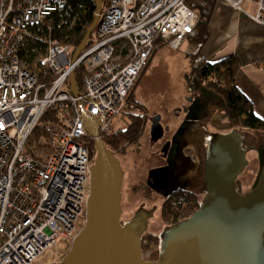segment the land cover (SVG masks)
Wrapping results in <instances>:
<instances>
[{
	"label": "built area",
	"instance_id": "obj_1",
	"mask_svg": "<svg viewBox=\"0 0 264 264\" xmlns=\"http://www.w3.org/2000/svg\"><path fill=\"white\" fill-rule=\"evenodd\" d=\"M64 1L0 0V264H33L59 240L73 241L96 155L81 113L104 117L99 137H109L155 38L179 50L199 21L187 0H105L73 61L75 49L42 29ZM225 1L264 28V0ZM46 112L53 117L43 120ZM151 255L142 251L145 261Z\"/></svg>",
	"mask_w": 264,
	"mask_h": 264
},
{
	"label": "water",
	"instance_id": "obj_2",
	"mask_svg": "<svg viewBox=\"0 0 264 264\" xmlns=\"http://www.w3.org/2000/svg\"><path fill=\"white\" fill-rule=\"evenodd\" d=\"M94 5L92 23L74 50L73 61L98 22L102 0H94ZM188 70L180 53L163 47L139 82L137 100L149 116L143 137L125 152L134 159L135 168L122 169L99 137L98 128L105 118L81 113L96 155L89 166L85 223L57 264H264V147H249L247 138L228 121L223 99L196 79L189 85L193 94H187L181 76ZM70 84L76 95L74 74ZM193 114L196 121L190 119ZM153 122L154 138L163 129L162 138L155 143L151 140ZM196 125H208L205 142ZM175 138L178 151L172 146L162 156L165 142L174 143ZM183 145L192 147L197 163L181 154ZM247 152H251L249 165ZM238 177L244 189L254 180L242 195L237 189ZM200 185L205 202L190 217L165 229L161 217L165 196L177 187L198 192ZM140 205L151 212L138 211ZM146 232L162 240L157 262L142 259Z\"/></svg>",
	"mask_w": 264,
	"mask_h": 264
},
{
	"label": "trees",
	"instance_id": "obj_3",
	"mask_svg": "<svg viewBox=\"0 0 264 264\" xmlns=\"http://www.w3.org/2000/svg\"><path fill=\"white\" fill-rule=\"evenodd\" d=\"M187 5L195 10L199 16L197 25L185 40L187 42L186 57L189 60V70L184 73V80L187 86L190 85L192 80L196 79L206 89L219 94L223 98L226 117L233 128L263 137L264 120L255 114L253 103L235 84V76L239 69L237 56L231 54L211 61L205 59L201 54L202 48L209 38L208 25L215 6V0H187ZM94 12V0H67L61 2L57 11L52 14L49 29L48 27L42 29L44 32L50 31L53 38H58L63 43L76 49L82 41L87 28L92 23ZM73 20L74 23L72 25ZM165 46L164 40L157 36L150 57L126 98L121 113L128 119L126 127L112 131L109 137L103 138L106 147L110 151L124 152L143 136L148 120L147 108L143 103L136 100L135 89L155 54ZM74 79L80 91L83 84L82 67L75 70ZM53 115L52 112H46L43 120L53 117ZM39 135V131L36 130L31 138ZM91 147L95 148L93 142ZM173 209L167 207L166 204L163 206L162 215L165 220L168 215L173 214ZM181 221L173 224L176 225ZM150 243H154L157 246V251L149 261L157 262L163 247L162 240L158 235L146 232L142 235V251L148 249Z\"/></svg>",
	"mask_w": 264,
	"mask_h": 264
},
{
	"label": "crops",
	"instance_id": "obj_4",
	"mask_svg": "<svg viewBox=\"0 0 264 264\" xmlns=\"http://www.w3.org/2000/svg\"><path fill=\"white\" fill-rule=\"evenodd\" d=\"M208 30L202 56L211 61L231 54L237 56L235 84L253 103L255 114L264 120V28L225 0H215ZM183 45L185 52L187 42Z\"/></svg>",
	"mask_w": 264,
	"mask_h": 264
},
{
	"label": "flooded vegetation",
	"instance_id": "obj_5",
	"mask_svg": "<svg viewBox=\"0 0 264 264\" xmlns=\"http://www.w3.org/2000/svg\"><path fill=\"white\" fill-rule=\"evenodd\" d=\"M190 119H192L191 121H193V120L196 121L197 120L196 114H193ZM159 124H160V122H159ZM155 125L156 124L153 122L152 130H151L152 143H155L156 141L161 139L162 136H163L162 127H161L160 136H158L157 139L154 138V136H152V134L154 132ZM195 127H197V125ZM206 127H208V125H204V126L200 125V128L197 127V129H196L198 132L202 133V135H203L202 137H204V142H205V139H206L208 131H209V129H207ZM239 134H240V132H239ZM242 136H244V135H242ZM261 139H263V140L251 141V142L247 140L249 147H251V146H263L264 147V136ZM204 142H203V147H204ZM256 143H259V144L257 145ZM178 145H179V143H178L176 138H175L174 143H172L171 141L165 142L164 148L162 149V152H161V155L166 157L168 151L171 149L172 146H175L176 150L178 151V148H177ZM125 152H126V150L124 152H119V153L118 152H113V153H114L115 157L119 160L122 169L123 168H128V169L135 168L134 159H130L125 154ZM187 153H189V151H187ZM249 153H251V152H247L246 155H245V158L248 161V165L250 164V158L248 156ZM252 153H255V155H256L255 151H252ZM127 158H128V161L126 160ZM168 173H169V169L164 174L166 175ZM243 173H244V171H243ZM123 177H124V173H123ZM251 182L252 183L250 184V187L252 186L254 180H252ZM237 189H238V193L240 195H242L245 191L248 190V189H244L243 188L241 180H240V177H238ZM205 197H206V194L202 190V185H200V190L198 189V192H194V191H191V190H188V189H185V188L177 187L176 189H174L170 193H168L165 196V198H164V200L162 202V205H161V215H162L163 206L165 204H166L167 207H170L172 209H173V207H175V208L173 209V214L168 215V218H166V220L164 219V217L162 215L163 222H164V224L166 226L165 229H169L171 226L174 225L173 223H175L177 221L185 220L188 217H190L195 211H197L199 209L200 205L205 202V199H206ZM122 200H123V196H122L121 202H122ZM138 211H144L145 213L151 212V211L145 210L144 206H141V205H140V209Z\"/></svg>",
	"mask_w": 264,
	"mask_h": 264
},
{
	"label": "rangeland",
	"instance_id": "obj_6",
	"mask_svg": "<svg viewBox=\"0 0 264 264\" xmlns=\"http://www.w3.org/2000/svg\"><path fill=\"white\" fill-rule=\"evenodd\" d=\"M104 1L105 0H102V6L104 4ZM48 33L49 36L46 35L47 38H50L52 39V34L50 33V31L46 32ZM171 49V48H170ZM173 50V49H172ZM185 50V45H183L179 50H173L175 52H178L182 55V58L183 60L187 63V66L189 67V62H188V58L186 57V51L184 52ZM187 50V49H186ZM152 61V60H151ZM151 63V62H150ZM150 65V64H149ZM149 67V66H148ZM148 69V68H147ZM146 72V71H145ZM145 74V73H144ZM144 76V75H143ZM142 76V77H143ZM142 77L140 78V81L142 79ZM183 77V74L182 76ZM184 78V77H183ZM139 81V82H140ZM185 81V80H184ZM139 84V83H138ZM200 86L204 87L203 85L199 84ZM138 87V85H137ZM137 87L135 89V98L137 100V94H136V91H137ZM205 88V87H204ZM185 91L187 92V94L189 96H191L193 93L192 91L189 89V86H187V84L185 85L184 87ZM215 93V92H214ZM217 94V93H215ZM218 96H220L219 94H217ZM221 97V96H220ZM222 98V97H221ZM223 99V98H222ZM147 116H149V112L147 110ZM127 118L124 117L122 114L116 116V117H113L111 119V130L112 131H115L117 129H123L126 127L127 125ZM146 128V127H145ZM145 131V130H144ZM241 135H244L248 141H260V140H263L261 139L262 137L261 136H258L257 134H254V133H251V132H245V131H239ZM144 135V133H143ZM35 137V136H33ZM37 137V136H36ZM35 137V138H36ZM143 137V136H142ZM141 137V138H142ZM140 138V139H141ZM139 139V140H140ZM138 142V141H137ZM136 142V143H137ZM135 144V143H134ZM186 150V151H185ZM181 154L186 158L188 159V161L190 163H197L198 162V159H197V156H195V153L192 149V147H189L188 145H183L181 147ZM187 151H189V153H187ZM162 217V215H161ZM163 220V219H162ZM84 224L82 223H79V230L78 232L82 229ZM72 245V241L70 240H67V239H61L57 242V244L51 248V249H47L46 251H44L41 255H39L36 260L34 261L33 264H57L58 262L61 261V259L67 254L68 250L70 249ZM147 250V249H146ZM149 251L152 252V255L151 257H153V254H155V252L157 251V246L154 244V243H150L149 245V248H148ZM145 251V250H144ZM148 252V251H147ZM150 257V259H151ZM149 259V260H150Z\"/></svg>",
	"mask_w": 264,
	"mask_h": 264
}]
</instances>
